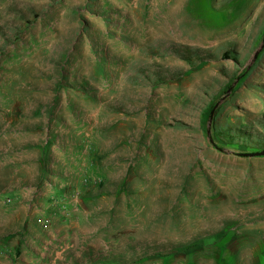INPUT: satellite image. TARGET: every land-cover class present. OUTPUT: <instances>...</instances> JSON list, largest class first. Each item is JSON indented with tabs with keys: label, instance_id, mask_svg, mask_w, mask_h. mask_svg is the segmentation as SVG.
Returning a JSON list of instances; mask_svg holds the SVG:
<instances>
[{
	"label": "rangeland",
	"instance_id": "374dc122",
	"mask_svg": "<svg viewBox=\"0 0 264 264\" xmlns=\"http://www.w3.org/2000/svg\"><path fill=\"white\" fill-rule=\"evenodd\" d=\"M264 0H0V264H264Z\"/></svg>",
	"mask_w": 264,
	"mask_h": 264
},
{
	"label": "water",
	"instance_id": "95a60500",
	"mask_svg": "<svg viewBox=\"0 0 264 264\" xmlns=\"http://www.w3.org/2000/svg\"><path fill=\"white\" fill-rule=\"evenodd\" d=\"M264 154V151H259V152H245L242 155L244 156H256V155H261Z\"/></svg>",
	"mask_w": 264,
	"mask_h": 264
}]
</instances>
